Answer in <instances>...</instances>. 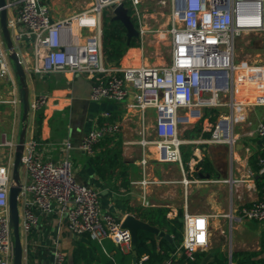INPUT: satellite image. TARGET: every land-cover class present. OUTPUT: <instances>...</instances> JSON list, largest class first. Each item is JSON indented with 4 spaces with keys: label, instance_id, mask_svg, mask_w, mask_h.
<instances>
[{
    "label": "built area",
    "instance_id": "1",
    "mask_svg": "<svg viewBox=\"0 0 264 264\" xmlns=\"http://www.w3.org/2000/svg\"><path fill=\"white\" fill-rule=\"evenodd\" d=\"M48 2L6 0L7 26L26 73L83 75L91 83L90 100L124 102L127 108L140 112L142 121L145 111L153 109L156 138H147L142 126L139 143H154L162 161L181 162L179 127L201 119L203 109L238 105L232 98L234 73L245 65L235 63L236 39L244 31L264 29V0H170L175 20L167 30L170 62L153 64L143 58L135 64H114L107 62L102 49L103 9L123 2L137 23L138 44L142 47L146 28L139 0H90L88 7L57 19L52 18ZM82 19L90 23L82 25ZM247 67L255 70L258 66ZM6 78L12 93L8 101L20 105L19 86L0 28V79ZM224 94L228 95L225 103L221 98ZM47 100V94L36 95L30 101V112L43 109ZM250 103L263 104L264 94L256 95ZM101 115L105 119L95 122L77 145L89 155L101 139L114 137L120 131V122L110 118V111ZM233 123L232 116L215 124L203 123V128L211 132L203 141L230 142ZM254 133L264 136V120L255 124ZM40 143L33 135L24 143L25 179L18 196L20 232L27 233L36 225L37 213L60 212L75 235L89 233L98 239L109 237L117 245L130 244L131 234L122 226V220L101 209L99 191L75 179L68 158L59 162L43 159ZM63 144L72 148L69 140ZM12 161L13 152L5 163H0V264H12L13 259L8 206ZM258 162L260 171H264V156ZM241 214L247 219L264 221V192L242 207ZM182 220L180 244L161 264H181L182 258L193 259L194 252L208 243L205 215L185 210ZM199 220L204 222L203 228L198 227ZM201 234L203 242L199 240ZM54 256L56 264H69L62 252L56 251ZM146 258L143 255L140 261Z\"/></svg>",
    "mask_w": 264,
    "mask_h": 264
},
{
    "label": "crops",
    "instance_id": "2",
    "mask_svg": "<svg viewBox=\"0 0 264 264\" xmlns=\"http://www.w3.org/2000/svg\"><path fill=\"white\" fill-rule=\"evenodd\" d=\"M89 3L90 0H54L49 3L50 14L57 19L80 11ZM143 47L144 43L142 47L140 44L128 47L120 61L135 64L146 59ZM235 51V63L245 66L234 73L232 98L243 106L211 107L214 117L203 111V117L198 121L180 126V163L160 160L154 143H139L142 126L147 138H156L153 129L155 111L147 109L142 121L140 112L127 108L124 102L92 101L90 80L83 75L27 73L30 101L38 94H47L48 100L43 109L29 112L26 138L33 135L39 139L43 159L59 162L68 158L75 179L95 187L99 191L101 209L118 219L131 214L149 224L156 221L151 225L167 232L157 223L159 215L154 209L165 208L164 216L169 220L178 218L180 221L185 210L205 215L208 243L196 251L202 254L198 264H216L222 255L227 256L229 264L242 261L262 264L264 221L243 217L241 208L250 205L264 192V185L257 186L258 181H263L264 174L258 162V158L264 156V136L254 133L255 124L264 120V103H250L256 95L264 94V29L240 34ZM239 52H244L246 57L239 58ZM248 65L261 68L247 70ZM14 78L18 83L15 73ZM10 89V80L0 79V163H5L12 155V144L19 135L16 115L21 113V105L4 99L6 94L12 97ZM221 98L224 103L228 101L227 94ZM105 110L111 112L110 118L120 122V131L114 137L101 139L89 155L77 145L95 122L105 119L101 115ZM229 116L234 120L230 142L204 143L202 138L210 132H205L203 123L215 124ZM198 123L202 127L194 136L193 127ZM68 140L72 148L64 146ZM203 158L209 164L200 172ZM206 174L209 177L204 176ZM20 233L23 264H56V251L62 252L69 264H133L135 256L130 244L117 245L109 237L98 239L89 233L75 235L60 212L37 213L36 225L29 232ZM167 233L171 240H166L172 242L173 234ZM153 237L160 249L159 242L165 238L155 234Z\"/></svg>",
    "mask_w": 264,
    "mask_h": 264
},
{
    "label": "water",
    "instance_id": "3",
    "mask_svg": "<svg viewBox=\"0 0 264 264\" xmlns=\"http://www.w3.org/2000/svg\"><path fill=\"white\" fill-rule=\"evenodd\" d=\"M112 16L111 20L119 21L125 28L126 44L128 45L133 39L139 37V30L134 24L128 7L123 2L117 5H111ZM0 28L8 57L13 64L14 73L19 84V101L21 105V128L18 139L13 146V161L11 170V183L9 185L8 206H9V224L12 228L13 236V259L12 264H23V248L21 242V233L19 229V201L18 196L22 188V178L20 169L22 167V155L24 143L28 128V119L30 112L29 88L27 84V73L21 63L19 55L14 47L10 30L7 26V3L6 0H0ZM226 122V121H225ZM228 136V135H227ZM227 150L229 146L226 145ZM209 177V174L204 175ZM182 222V218H180ZM122 226L127 228L131 234L130 245L132 253L135 255L138 231L143 230L155 234L157 237H163L171 240L170 235L159 227L149 224L141 219L136 218L131 214H127L122 219ZM133 264L137 263V257L132 259Z\"/></svg>",
    "mask_w": 264,
    "mask_h": 264
},
{
    "label": "trees",
    "instance_id": "4",
    "mask_svg": "<svg viewBox=\"0 0 264 264\" xmlns=\"http://www.w3.org/2000/svg\"><path fill=\"white\" fill-rule=\"evenodd\" d=\"M134 24L137 26V23ZM135 45V39H133L128 45L126 44L125 28L119 21L111 20V18L108 21H102V49L107 62L114 64L119 63L128 47ZM208 164V160L203 158V161L200 163L202 166L199 171H205ZM262 179L263 181H258V187L264 185V174L262 175ZM154 211L159 215L157 223L160 228H165L167 232L172 233L173 241L170 242L166 239H161L159 242L160 249H157L153 234L139 230L135 249V256L137 257L138 264H160L164 259L170 256L173 251H175L182 238V222H180L178 218L172 220L167 219L164 216L165 208L162 207L156 208ZM180 215L181 212H179V216ZM155 222L156 221H151L150 224ZM143 255H146L147 258L140 261V258ZM200 255H202L201 252H195L194 259L182 258L181 264H198V258ZM231 259L233 261V255ZM216 264H229L227 256L222 255L219 257ZM238 264L249 263L242 261ZM262 264H264V262Z\"/></svg>",
    "mask_w": 264,
    "mask_h": 264
},
{
    "label": "rangeland",
    "instance_id": "5",
    "mask_svg": "<svg viewBox=\"0 0 264 264\" xmlns=\"http://www.w3.org/2000/svg\"><path fill=\"white\" fill-rule=\"evenodd\" d=\"M138 8L142 16L143 25H145V28H146V32L144 35L145 41H144V47H143L144 57H146L149 63L168 64L170 62L171 56H170L169 35H168L167 30L172 25V22L173 21L175 22L172 16L170 0H139ZM129 13L131 14L130 10H129ZM111 16H112L111 8L110 7L104 8L103 9V20L108 21L110 20ZM132 19H133V22L136 23L133 16H132ZM161 31H164L165 34L162 35ZM137 42H139V38L135 39V44H138ZM238 57L245 58L246 55L244 52H239ZM11 65L13 67L12 62H11ZM13 70H14V67H13ZM4 99L11 100V97L6 94ZM204 111L206 114L208 113L209 117L215 116V112H212L214 110L211 107H206ZM20 115H21L20 112L16 115V122L18 124L19 132L21 128ZM154 115H155V112H154ZM10 117L12 118V115ZM199 124L200 123L195 124L193 127L194 132H192V134L194 136L196 135V133L198 135V132H200L201 130L202 126H200ZM205 132H208V131L205 130ZM207 138H209V136H206L202 139H207ZM204 143H209V142H204ZM20 173H21V178H22L23 167H21Z\"/></svg>",
    "mask_w": 264,
    "mask_h": 264
},
{
    "label": "snow or ice",
    "instance_id": "6",
    "mask_svg": "<svg viewBox=\"0 0 264 264\" xmlns=\"http://www.w3.org/2000/svg\"><path fill=\"white\" fill-rule=\"evenodd\" d=\"M197 225H198V227L203 228L204 222L202 220H199V221H197ZM203 239H204V237L201 234V236L199 237L200 242H203Z\"/></svg>",
    "mask_w": 264,
    "mask_h": 264
},
{
    "label": "bare ground",
    "instance_id": "7",
    "mask_svg": "<svg viewBox=\"0 0 264 264\" xmlns=\"http://www.w3.org/2000/svg\"><path fill=\"white\" fill-rule=\"evenodd\" d=\"M88 23H90V22H89L87 19H82V20H81V24H82V25H85V24H88ZM237 104H238V103H237ZM236 109H237V108H236ZM236 109H235V110H236ZM235 113H236V112H235ZM239 113H240V112H239ZM237 115H238V113H237ZM239 115H240V114H239Z\"/></svg>",
    "mask_w": 264,
    "mask_h": 264
}]
</instances>
